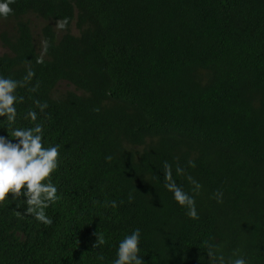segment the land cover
<instances>
[{"label":"trees","instance_id":"1","mask_svg":"<svg viewBox=\"0 0 264 264\" xmlns=\"http://www.w3.org/2000/svg\"><path fill=\"white\" fill-rule=\"evenodd\" d=\"M12 7L0 20V74L36 73L17 90L16 126L48 104L39 120L45 146H60V199L46 209L50 226L18 218L11 200L0 207V264H113L136 228L146 264H210L207 244L264 264V0ZM0 135L12 138L3 118ZM165 162L190 195L188 177L202 185L199 219L165 188Z\"/></svg>","mask_w":264,"mask_h":264},{"label":"clouds","instance_id":"2","mask_svg":"<svg viewBox=\"0 0 264 264\" xmlns=\"http://www.w3.org/2000/svg\"><path fill=\"white\" fill-rule=\"evenodd\" d=\"M16 0H0V20H7L14 14L12 5ZM69 18L65 17L56 23L60 30H66ZM47 47V42H45ZM38 63H44L43 57ZM36 73L30 67L22 80H16L0 74V118H3L11 126V137L0 135V207L6 201L16 202L17 217H33L37 222L50 226L53 219L47 215L46 209L55 205L59 199V189L53 183L52 177L60 167V146H45V126L39 120L40 114L48 107L47 103L36 101V108L29 110L24 116L29 120L31 127H18L17 105L24 102V97L17 94L19 88L25 87L35 77ZM34 90V89H33ZM110 159V158H109ZM165 188L173 194V199L179 206L187 209V215L191 219H199L195 195L198 194L202 185L188 177L192 184L193 194H189L176 182L173 177L172 165L164 163ZM176 175L184 174V169L177 166ZM218 203L223 202V193L217 192ZM113 208L117 207L115 201L111 202ZM96 235L93 248H99L105 244L102 235ZM141 230L136 228L119 242L116 257L113 264H146L144 257L140 255ZM210 264H250L249 259L238 251L231 257L225 258L219 246L206 245ZM103 258V257H101Z\"/></svg>","mask_w":264,"mask_h":264},{"label":"rangeland","instance_id":"3","mask_svg":"<svg viewBox=\"0 0 264 264\" xmlns=\"http://www.w3.org/2000/svg\"><path fill=\"white\" fill-rule=\"evenodd\" d=\"M2 52L1 48H0V53Z\"/></svg>","mask_w":264,"mask_h":264}]
</instances>
